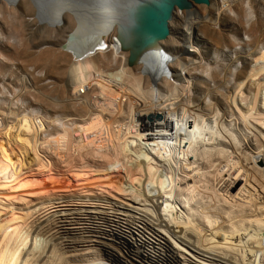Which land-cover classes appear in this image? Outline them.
Returning a JSON list of instances; mask_svg holds the SVG:
<instances>
[{
	"label": "bare ground",
	"instance_id": "obj_1",
	"mask_svg": "<svg viewBox=\"0 0 264 264\" xmlns=\"http://www.w3.org/2000/svg\"><path fill=\"white\" fill-rule=\"evenodd\" d=\"M114 33L95 51L121 62L108 79L89 54L74 57L61 86L51 88L52 78L36 92L0 87V264H264V46L249 43L252 51L211 68L194 102L179 85L202 62L198 26L187 31L184 57L150 69L128 66ZM34 104L46 106L44 139ZM57 111L83 123L62 125ZM248 114L263 127L244 139L236 128ZM105 208L125 215L127 230L99 214Z\"/></svg>",
	"mask_w": 264,
	"mask_h": 264
},
{
	"label": "rangeland",
	"instance_id": "obj_2",
	"mask_svg": "<svg viewBox=\"0 0 264 264\" xmlns=\"http://www.w3.org/2000/svg\"><path fill=\"white\" fill-rule=\"evenodd\" d=\"M191 11H195L197 13L190 14ZM74 25L75 20L73 16L67 14L65 16V24L61 27L49 28L47 26H42L38 24V21L34 15L33 6L29 1L24 0L18 6H11L7 4V2L2 1L0 3V87L10 92L13 87L22 89V87L24 88V85H28L29 89H32L33 92H36L38 91V85H45L47 84V80L52 78L55 81L54 83H49L50 85H52L51 88L54 86L58 87L63 85L68 75H63V70L68 69L69 66L76 65L78 61L74 59V56L72 54L60 49V44L65 40L67 33L74 27ZM192 25L198 26L199 37L197 40H193L195 41L193 45H195L199 49L198 60L202 62L196 69H191L190 71H188L186 75L188 78H185V80L183 78L181 82L182 86H179L181 88H184V86L187 87L188 91L196 95L191 99V101L196 102L202 99V93H205L207 91L206 88L208 87V84L205 85L203 81H205V79H208V73H210L211 68L227 66L232 57L237 58L236 56L240 55V51H252L253 48L251 45H248L249 43L258 41V49L264 46V0H211V3L209 5L195 4L194 8L190 10L176 9L174 19L170 23L171 33L167 39L162 41V45L167 49V51H169L179 59L185 56L183 50L184 45H189L188 43L190 41L187 35V31L190 30ZM178 43H181L180 47L178 46ZM100 56H103V59L99 58ZM110 57V53L108 52H94L89 56V58L91 59L99 60V64L102 68V70L100 71V76H103L102 78L104 79H108L109 73L112 72V70H110L111 68L118 67L121 63L118 60H112V58ZM51 58L53 59L51 60ZM255 63L256 61L254 59L253 65ZM242 66L243 62L240 60L236 61L235 66L231 65V68L236 69L241 68ZM78 75L80 76L81 74L79 73ZM76 77L77 76L75 75L73 78V87H75V83L78 80V78ZM86 86L87 85L82 86L81 84H79V89L77 88V91L84 94L83 90H86L92 93V97L95 98V96H97V93L95 95V93L91 92L92 87L94 86ZM56 87L55 89H57ZM190 87L192 89H190ZM81 98L84 101L80 99L78 100L82 102V104L84 102L86 104H90V101L88 100L89 98H87V96ZM126 98L127 96L123 97V99ZM133 98L135 99V97ZM140 99L141 98L137 96L135 99V103H137ZM76 100H73L72 102L74 104H81L78 100V102ZM229 100L232 101L231 96L228 97V102L232 103ZM248 100L249 98H246L244 102H247ZM74 104L72 106H74ZM97 104L99 103H96L94 106L95 108L97 107L96 112H99L100 114L102 113V116L109 117V115L111 114L110 110L108 109V112L102 107L98 108L99 105L97 106ZM123 104L127 106V101H123ZM33 106L36 110L35 114L34 108L32 109V111L30 109ZM126 106H123V108H120L119 106L117 107L118 109H116L117 111L123 109L126 110V108H124ZM74 107H76V105ZM30 108L29 110H27L28 112L31 111L29 112V115L32 117V115L34 114L33 119L35 121L37 119L38 122L40 121L44 123V128L42 131V136L44 139V135L45 133H47V131H44V129L45 126H48L46 122V116H48L46 106H44V104H37L35 106L34 104L30 106ZM99 109H101L102 111H99ZM39 110L42 112V114L40 113V115H38ZM90 110H92L93 113L95 112V110L93 109ZM113 110L115 109L113 108ZM37 112L38 117L36 118ZM45 112L47 114H45ZM61 112L57 111L53 114L58 115L60 113L58 116L62 118L61 121L64 119L62 122L58 123L65 126L68 124L67 127H70L69 124H71L72 122L74 123V121L77 124L80 122L83 123L80 119L75 120L76 116L77 119L79 118L76 112H71V115L70 112L66 111L65 115V112L63 111V116ZM43 114L45 115L44 117L46 119L43 117ZM74 114L76 115L74 116ZM113 114H115L114 111ZM116 114H118V112ZM53 115L51 114V117H54ZM72 116L75 119H70L72 118ZM86 116L89 117V114H85L83 117L85 118ZM258 116L261 117L264 115H257V117ZM60 118L57 119V121H60ZM120 118L126 121L127 112L122 113ZM247 118L248 122L245 120H241V122L244 124V126L242 127L243 130L239 129V127L236 128L237 134L244 139L245 131L253 132L252 129H254V132L260 134V131H258V127H260V125L261 127H263V124L257 118L250 116V114H248ZM66 119H69L72 122H69ZM123 120H121V122H123ZM237 121L236 122L238 124L240 120ZM58 123L56 122V126H60V124ZM53 126H55V124L51 125L50 129H52ZM250 126L252 127L250 128ZM254 126H257V128H255ZM12 130V133L14 134L15 131L14 129ZM20 143L21 142L18 141L14 144L17 147H15L17 150L19 149L18 146L20 147L22 144ZM21 156V158H24V152L21 153ZM24 162H26V165L29 164L28 160ZM49 182L51 183L52 180L50 179ZM48 185L50 184L48 183ZM81 186L82 185H79L76 188H81ZM70 189L58 187L56 190L69 192ZM83 189H87V187H84ZM106 209L107 208L102 210V212H100L99 214L108 215V218L120 222L121 229L124 228L123 230H127L128 225L127 220L125 219L126 216L122 214L113 215V212H110L108 209ZM120 225H117L114 228H116L117 233H119V235H116L117 239L122 241L124 238H122V231L119 228ZM116 252L117 251H115V253ZM117 254L123 256L118 252Z\"/></svg>",
	"mask_w": 264,
	"mask_h": 264
},
{
	"label": "water",
	"instance_id": "obj_3",
	"mask_svg": "<svg viewBox=\"0 0 264 264\" xmlns=\"http://www.w3.org/2000/svg\"><path fill=\"white\" fill-rule=\"evenodd\" d=\"M18 6L23 0H0ZM39 25L58 28L65 16L72 15L74 27L60 49L75 59L93 54L107 46L115 32L120 50L128 53L130 67L143 64H167L176 59L162 45L171 33L170 23L176 9L190 10L195 4L209 5L211 0H27ZM159 117V115H158Z\"/></svg>",
	"mask_w": 264,
	"mask_h": 264
}]
</instances>
